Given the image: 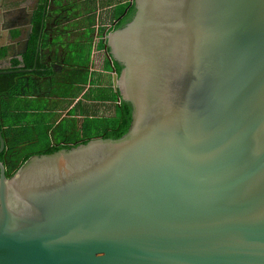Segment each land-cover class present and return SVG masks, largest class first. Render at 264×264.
<instances>
[{
    "label": "water",
    "instance_id": "95a60500",
    "mask_svg": "<svg viewBox=\"0 0 264 264\" xmlns=\"http://www.w3.org/2000/svg\"><path fill=\"white\" fill-rule=\"evenodd\" d=\"M40 2L0 76L35 70L10 61ZM134 9L105 41L129 131L32 155L11 177L0 161V264H264V0Z\"/></svg>",
    "mask_w": 264,
    "mask_h": 264
},
{
    "label": "flooded vegetation",
    "instance_id": "af4514ba",
    "mask_svg": "<svg viewBox=\"0 0 264 264\" xmlns=\"http://www.w3.org/2000/svg\"><path fill=\"white\" fill-rule=\"evenodd\" d=\"M46 1L47 0H41L38 10L35 11L33 27L34 33L36 20L39 17L38 41L40 38L41 42L37 62L40 60L42 67L38 69L36 62L34 68L24 67L23 69H35L26 72L29 79L47 85V87L50 88L49 90L59 86H64V89H66L67 97L62 96L57 99H63L67 108L59 113V117L55 119L54 122L55 124H60L62 128V123L66 121L67 125L63 127V131H67L65 132L66 136L61 138L58 137L56 139L57 142L53 140L52 144L71 147L75 146L76 143H79L81 140L78 138V134L80 133L81 127L86 125L89 119L104 115L103 112H96L94 109L88 108L87 113L79 116L77 115L76 107L79 106L80 101L84 100V97L93 87H96V92H98L99 99L97 100V104H110L111 96L109 95L112 89L113 75L111 76V74L108 73L107 68L111 64L116 73L120 71H118V64L109 56V48L105 42L106 40L103 39V34H105L107 30L104 27L106 22H103V18L94 19L93 22L90 19L85 22L84 27L75 29L74 27L82 18L78 17L79 15L76 13L72 0H48L49 10L45 9ZM34 3L35 0H31L29 4L30 7L33 6ZM60 5H62L61 8ZM120 19L111 20V29L113 28L114 30L117 28ZM96 26H98V28H96ZM33 33L27 51L23 55V59L29 53ZM106 37L107 35L105 34V38ZM21 45L22 43L20 42V44L15 45L17 46L15 49H10L8 51L10 53H16L22 50ZM8 51H6V55ZM0 59L4 60V57ZM77 59L79 60V64H75L74 60ZM13 60L16 59L10 61L12 68L17 69L18 66L22 65L12 64ZM93 73H97L101 78H94ZM85 74L87 75V79L85 83H83L82 79L84 80ZM94 83L98 84L94 85ZM81 87L84 88L85 92L82 99H80V94L82 92L79 94ZM43 94L44 97L48 96L46 93ZM115 98V107L121 105L122 99L117 96ZM85 101L87 100L85 99Z\"/></svg>",
    "mask_w": 264,
    "mask_h": 264
},
{
    "label": "trees",
    "instance_id": "16d2710c",
    "mask_svg": "<svg viewBox=\"0 0 264 264\" xmlns=\"http://www.w3.org/2000/svg\"><path fill=\"white\" fill-rule=\"evenodd\" d=\"M134 7L129 11L127 16L121 18L118 22L117 28L124 25L125 22H128L134 15ZM40 18L36 20L35 31L33 33L30 50L28 55L25 56L24 61L20 62L18 60H13L12 64L18 65L22 64L25 68H34L36 63V47L38 41V32H39V23ZM6 56V50L0 51V58ZM42 67L41 61L38 60L37 68ZM119 70L121 67L118 65ZM120 73V72H118ZM85 83V79L82 80ZM35 80H30L29 76L26 73H13L0 76V127L3 128V136L7 140L5 151L0 154V160L6 166V175L11 177L15 170L20 167L29 157L35 154H50L57 152L61 149H70L71 147L54 145L52 142L48 141L42 149L35 151H27L26 146H30L33 143H37L38 140H30L25 136L24 128L20 125H12L8 123V115L13 110L11 104L15 97H35V98H44V94L49 95L51 92L47 87ZM82 92V89L79 90V94ZM119 97L118 94H116ZM63 97H67L66 95ZM111 118L110 124L106 123L100 128V131L96 133L95 136L90 137L88 135V124L81 127L83 131V138L76 143L75 146L88 142L91 138L103 137L110 139H118L122 137L125 133L129 131V128L132 123V107L128 102H121V105L115 107L114 115L104 116V119ZM89 121V120H88ZM59 131L61 129L60 124H56ZM63 131V129H62ZM67 132V131H65ZM63 131L59 136L65 137L66 134ZM48 138V137H47ZM57 142V140H54Z\"/></svg>",
    "mask_w": 264,
    "mask_h": 264
},
{
    "label": "crops",
    "instance_id": "0c3cea01",
    "mask_svg": "<svg viewBox=\"0 0 264 264\" xmlns=\"http://www.w3.org/2000/svg\"><path fill=\"white\" fill-rule=\"evenodd\" d=\"M5 8L10 12L6 13L4 20L0 23V51L4 49H9L7 45H11L10 49H15L17 46L15 42H12L10 39L15 38L21 35V30L24 32V22L27 17L28 7L30 6L31 0H5ZM76 9V13L79 15L80 21L74 27L75 29H81L85 26V22L88 20L94 21V19L103 18V22H111V20H117L127 16L129 11L134 7V0H72ZM91 14V15H89ZM96 22V21H95ZM6 46V48H3ZM75 64H79V60H74ZM5 61H0V67L6 65ZM108 73L113 75L115 72L114 67L110 64L107 68ZM94 78H101L97 73H93ZM84 79L86 81L87 75L85 74ZM83 80V79H82ZM107 83V82H106ZM105 83V84H106ZM98 83H94L96 85ZM82 93L80 94V99L84 97V88L81 87ZM96 87H93L87 95L84 97V100L80 101L79 106L76 107L77 115L87 113V109L91 108L97 111H102L104 116H112L115 111L116 104V94L111 89V103L106 105L97 104L98 92ZM113 96V97H112ZM62 97V96H61ZM85 99L87 101H85ZM63 100V99H58ZM109 100V99H108ZM64 104L61 108H56L53 112L57 115L66 108ZM106 112V113H105Z\"/></svg>",
    "mask_w": 264,
    "mask_h": 264
},
{
    "label": "rangeland",
    "instance_id": "374dc122",
    "mask_svg": "<svg viewBox=\"0 0 264 264\" xmlns=\"http://www.w3.org/2000/svg\"><path fill=\"white\" fill-rule=\"evenodd\" d=\"M50 91L49 95L44 98L38 99L30 96L15 97L12 101L11 106L13 110L8 115V123L22 126L26 137L30 140H38L37 143L26 146L27 151L40 150L48 141L52 142L56 140L62 134L63 127L67 125L66 121H64L59 131L54 123L59 115L53 112L56 108H61L63 104L67 106L65 101L57 99L66 95V89H64V86H59ZM108 118L104 119L101 116L89 119L87 122L88 135L93 137L100 131L103 125L106 123L110 124L111 118ZM83 135V131L80 129L78 138H83Z\"/></svg>",
    "mask_w": 264,
    "mask_h": 264
},
{
    "label": "built area",
    "instance_id": "2783aa9c",
    "mask_svg": "<svg viewBox=\"0 0 264 264\" xmlns=\"http://www.w3.org/2000/svg\"><path fill=\"white\" fill-rule=\"evenodd\" d=\"M104 27L107 29L106 32H105L106 35H107L108 32H111L113 30V28L111 29V22H106ZM96 28H98V26H96ZM105 34H103V39L106 40Z\"/></svg>",
    "mask_w": 264,
    "mask_h": 264
}]
</instances>
